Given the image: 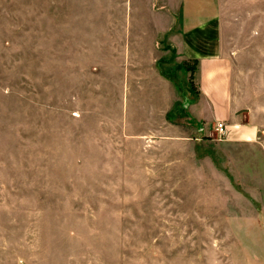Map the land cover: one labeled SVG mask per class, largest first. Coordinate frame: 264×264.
I'll list each match as a JSON object with an SVG mask.
<instances>
[{
	"label": "rangeland",
	"instance_id": "obj_1",
	"mask_svg": "<svg viewBox=\"0 0 264 264\" xmlns=\"http://www.w3.org/2000/svg\"><path fill=\"white\" fill-rule=\"evenodd\" d=\"M126 1L0 0V264H264V134L138 131L97 46ZM220 1L264 119V0Z\"/></svg>",
	"mask_w": 264,
	"mask_h": 264
},
{
	"label": "crops",
	"instance_id": "obj_2",
	"mask_svg": "<svg viewBox=\"0 0 264 264\" xmlns=\"http://www.w3.org/2000/svg\"><path fill=\"white\" fill-rule=\"evenodd\" d=\"M146 3L150 15L141 18L139 29L135 2L128 0L123 3L127 16L108 18L110 25L97 45L121 88L118 102L124 104L126 119L134 114L138 131L142 119L158 120L153 135L160 137H154L159 144L174 146L193 135L189 142H194L195 158L208 157L204 137L218 122L226 125L227 142L260 140L264 119L254 107L260 100L240 51L226 44L221 1ZM185 72L194 83L184 91L179 79ZM147 134L137 133L146 139Z\"/></svg>",
	"mask_w": 264,
	"mask_h": 264
},
{
	"label": "built area",
	"instance_id": "obj_3",
	"mask_svg": "<svg viewBox=\"0 0 264 264\" xmlns=\"http://www.w3.org/2000/svg\"><path fill=\"white\" fill-rule=\"evenodd\" d=\"M216 129L221 137H224L226 135V125L223 122H218Z\"/></svg>",
	"mask_w": 264,
	"mask_h": 264
}]
</instances>
